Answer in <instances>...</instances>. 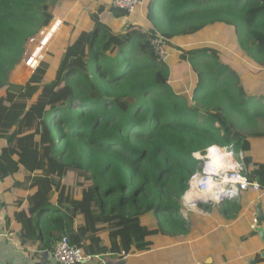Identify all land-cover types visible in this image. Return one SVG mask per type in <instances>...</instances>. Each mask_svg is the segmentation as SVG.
<instances>
[{"label": "trees", "instance_id": "trees-1", "mask_svg": "<svg viewBox=\"0 0 264 264\" xmlns=\"http://www.w3.org/2000/svg\"><path fill=\"white\" fill-rule=\"evenodd\" d=\"M57 1L0 0V177L25 174L21 185L30 192L17 207L26 203L28 210L15 213L22 245L53 251L67 235L91 255H141L156 239H179L188 230L184 195L199 169L194 153L213 145L244 152L247 178L264 188V162L254 161L252 142L230 116L264 117L261 99L215 49L200 46L174 58L196 71V61L212 60L215 71H198L191 99L172 85L170 66L149 45L158 35L172 45L226 22L240 30L242 43L253 42L250 56L263 67L264 0H151L149 7L162 10L151 9L147 30L132 24L115 32L94 14L92 30L73 31L66 46L53 43L33 72L38 61L24 60L30 40L56 17ZM51 25L45 41L60 22ZM19 65L21 78L33 72L24 84L11 81ZM202 74L211 87L203 95ZM225 85L226 106L218 90Z\"/></svg>", "mask_w": 264, "mask_h": 264}, {"label": "crops", "instance_id": "crops-1", "mask_svg": "<svg viewBox=\"0 0 264 264\" xmlns=\"http://www.w3.org/2000/svg\"><path fill=\"white\" fill-rule=\"evenodd\" d=\"M150 2L151 0H144L136 12L122 14L121 10L118 12L112 10L114 7L111 0H58L55 18H61L65 24L50 46L53 43L62 44L60 37L63 34L66 41L71 39L73 31L79 32L83 28L92 30L94 14L115 32L124 31L132 24H140L147 30L152 25L149 17L151 9L160 5L155 3V7H149ZM66 29L68 32H65ZM241 40L242 33L234 25L216 22L196 33L185 34L183 45L186 50L198 46L215 49L217 58L231 71L234 70L239 74L241 84L248 94L261 99L264 104V66L259 67L250 56L249 50L254 46L253 42L249 41L247 45ZM205 55L209 60L213 54L208 52ZM170 57L173 58L171 65L174 66L171 69L175 73L177 64L174 58L177 55H170ZM201 63L202 73L213 72L212 60L205 62V58H202ZM183 64L185 76L194 73L191 62L186 61ZM227 88H231L230 85L218 88L219 95L223 98L222 103H229L224 94ZM207 90L210 91L211 87L207 86ZM245 135L252 142L250 154L254 161L264 162V156L257 157L264 155V131H253ZM257 148H262L263 153L258 152ZM245 170L247 171L246 167ZM248 170L251 168L249 167ZM24 178L23 170L5 178L0 177V264H60L53 251L41 250L39 242L31 246L22 245L16 235L19 227L15 220V213L21 209L28 210L26 203L17 207V200L21 197L25 198L30 192L24 190L21 185L24 183ZM232 200L231 203L235 205L229 209L230 211L225 209L226 205H224L222 208L208 207L206 214L194 215L192 211L182 208L181 214L188 226L184 234V243L180 245L184 249L185 264H264V220L261 225L257 221L260 211L264 216V188L259 192L242 190ZM169 240L171 241L172 238L168 237L164 242L168 243ZM144 254H102L84 264H130L133 260L137 262L139 256ZM140 262L144 264L143 260ZM168 264L173 263L168 261Z\"/></svg>", "mask_w": 264, "mask_h": 264}, {"label": "built area", "instance_id": "built-area-1", "mask_svg": "<svg viewBox=\"0 0 264 264\" xmlns=\"http://www.w3.org/2000/svg\"><path fill=\"white\" fill-rule=\"evenodd\" d=\"M143 1L144 0H111L114 8L124 11L127 14L136 12L138 8L143 4ZM55 19L60 22V27L58 32L55 33L53 37H51L48 41H45L47 36L50 34V31L52 30V28L50 27H45L46 29L44 28L38 35L34 36L30 40V46L27 50L26 56V58H29L26 63H30L33 57L36 59V61H38V63L33 67V72L36 70V68L44 58L51 42L58 37H56V35L58 33H61L62 28L65 24V21L61 18ZM150 44L153 52L157 57H159L160 60L165 61L170 56L172 45L166 37L158 35L157 37L151 39ZM33 72L27 78H21V72L17 73L16 75H14V77H12V83H26ZM214 147L217 146H210L208 148L209 150H206V152L208 151L209 156H214L213 152L211 151ZM218 147V150H222ZM223 151L231 153L230 157H233V155L235 154L232 146H229V148H223ZM196 155L197 153H194V156L198 158ZM219 156L221 155L215 156V158ZM220 170L224 169H218L212 163H205L204 168L201 170L202 172L196 171L189 179V188L184 195V204L190 205L195 202L197 198H202L200 195L197 196V194L209 192L210 180L212 177L220 178L217 177ZM242 171L243 166L241 163H233L232 166L228 168L229 173H227L226 175L228 178L227 188H223L217 193L209 192L210 200L218 198V200L216 201L220 203L219 199L222 198L226 200L227 198L228 200H230V197L237 196L242 190H253L258 192L261 191L262 188L260 186V183L256 180H249L247 176L242 173ZM53 253L60 264H84L95 257V255L87 253L82 247H76L72 245L67 235L62 236V238L57 242Z\"/></svg>", "mask_w": 264, "mask_h": 264}, {"label": "rangeland", "instance_id": "rangeland-1", "mask_svg": "<svg viewBox=\"0 0 264 264\" xmlns=\"http://www.w3.org/2000/svg\"><path fill=\"white\" fill-rule=\"evenodd\" d=\"M155 9H158V13L161 15L162 7H157V8L155 7ZM52 22H53V20L50 22V24L47 27H49L52 24ZM50 28H52V25L50 26ZM69 41L70 40H68V39L66 41H63L62 45L66 46L69 43ZM149 45L151 46L150 43H149ZM172 45L173 46L171 47L170 55H173V56H174V54L177 56L180 54L179 49H182V48L185 49L184 45H183V37H181V36L178 37L177 39L174 38ZM26 56H27V53L25 55L24 60L26 59ZM24 60H23V62H24ZM169 61H173V58L168 57L166 59V63L170 66V68H173L174 66H172L171 62H169ZM176 61H177V59L175 60V63L177 64V71L174 73V70L170 69L172 85L173 86L177 85L178 88L182 86L186 91L185 93L191 99H193L194 98V89H195L197 81H198V71H200L201 68H203L201 60H198V63H196L198 65V70L196 71V69H195L194 73H190V76H185V69H184L183 62H180L179 60L177 62ZM23 62L21 63V65L23 64ZM21 65H19V67L14 72L12 77H14V75L17 74ZM176 74L178 76H175ZM200 79L202 81V84H201V87L199 89V94L203 95V94H206L208 92L207 85L205 84L206 82H203V81L207 80L208 77H206L202 74ZM11 81H12V78H11ZM255 101H257V100H255V98L249 99L250 103H254ZM258 102L261 103L260 104L261 107H264V104L262 103L261 100H259ZM223 104H224V106H226L227 102H225ZM199 106L202 108L201 113H200V117H201L200 121H206V115H205V111H204V108H205L204 103L203 104L201 103ZM230 116L234 121H236L239 124L243 134L252 133L253 131H264V117H262V116L257 117L254 121H249V122H246L245 120L243 121V119L238 117L236 112L231 113ZM216 146L218 147L219 145H216ZM257 147H258V145H257ZM218 148L223 150V148L221 146ZM257 149H258L257 150L258 152L263 153V151H261L262 148H257ZM234 152H235V154L233 155V157L223 158V157L219 156V157H216L215 159L208 156V151L205 152L204 154L197 153V155H196L198 157L197 159L200 161L199 162V169L197 171L202 172L201 170L204 168L205 163H212V164L216 163L218 165V166H216L218 169L224 168V170H220L219 175L217 176V177H219V176L222 177V176H226L227 173H229L228 168L231 167L233 163L239 162L243 166L242 173L246 176V170H245V166L243 163L244 152H242L241 150H237V149H234ZM263 156L264 155H260L257 157H263ZM219 167H221V168H219ZM68 182L71 183L72 180L69 179ZM188 184H189V182H188ZM197 195H201V197H202L201 201L195 200V202H193L190 205L184 204V209L192 211V214H194V215H198L201 213L206 214L208 207H210V209H214L217 207L222 208L224 205L230 204L231 200L233 199V197H230V201H228L227 198H226V200L221 198V199H219V201H220V203H219L216 201V200H218V198L210 200L209 192L199 193ZM233 202H235V201H233ZM184 234L185 233L181 234L182 236H180L179 239H175V240H177V242L173 239L171 241L169 240L168 243H166L162 240H156L155 245L152 247L150 252H147L144 255L139 256V260L137 262H134L135 260H133L132 262H130V264H142L140 262L142 260H143L144 264H168V261H171V263H173V264H185L184 249L180 246L184 243V240H185ZM175 246H177V248H175Z\"/></svg>", "mask_w": 264, "mask_h": 264}, {"label": "bare ground", "instance_id": "bare-ground-1", "mask_svg": "<svg viewBox=\"0 0 264 264\" xmlns=\"http://www.w3.org/2000/svg\"><path fill=\"white\" fill-rule=\"evenodd\" d=\"M215 149H212L211 151L213 152L214 156H211L212 158L215 159V156L221 155L223 158L230 157L231 153H227L226 151L223 150H218L217 147H214ZM209 156V155H208ZM211 159V158H210ZM223 161V160H222ZM224 162V161H223ZM219 164V163H218ZM224 164V163H223ZM213 165L218 166L216 163ZM225 167V166H224ZM221 168V167H219ZM226 168V167H225ZM224 169V168H223ZM220 177V176H219ZM228 185V178L227 176H222L220 178H214L212 177L210 180V186H209V192L210 193H217L218 191L222 190L223 188H227ZM204 195V194H203ZM199 196V195H197ZM201 196V195H200ZM195 197V196H192Z\"/></svg>", "mask_w": 264, "mask_h": 264}, {"label": "water", "instance_id": "water-1", "mask_svg": "<svg viewBox=\"0 0 264 264\" xmlns=\"http://www.w3.org/2000/svg\"><path fill=\"white\" fill-rule=\"evenodd\" d=\"M65 32H68V30L66 29ZM60 40L64 41V34L60 37ZM201 199L202 198H197L196 200L201 201ZM263 220H264V216L263 213L260 211L259 216L257 217L258 224L261 225ZM258 231H260V229Z\"/></svg>", "mask_w": 264, "mask_h": 264}]
</instances>
